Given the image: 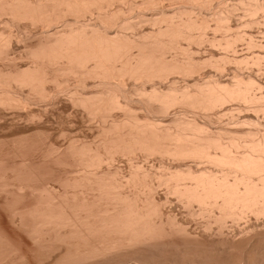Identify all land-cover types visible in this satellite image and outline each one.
<instances>
[{"label":"bare ground","instance_id":"obj_1","mask_svg":"<svg viewBox=\"0 0 264 264\" xmlns=\"http://www.w3.org/2000/svg\"><path fill=\"white\" fill-rule=\"evenodd\" d=\"M0 17V160L69 166L73 189L34 190L28 224L14 208L27 264H264V0H0Z\"/></svg>","mask_w":264,"mask_h":264},{"label":"rangeland","instance_id":"obj_2","mask_svg":"<svg viewBox=\"0 0 264 264\" xmlns=\"http://www.w3.org/2000/svg\"><path fill=\"white\" fill-rule=\"evenodd\" d=\"M2 17H0V19H1ZM6 25L5 24H3V23H1L0 22V30L2 31V30H8V29H6V27H5ZM17 31V28L15 27V32ZM19 31V30H18ZM22 31V29H20V31H19V33ZM112 33H114L113 32V30L111 31ZM35 38V39H34ZM27 39V38H26ZM26 39H25V41L23 42V40H22V43H24L23 45H24V47L26 46V44L27 45H35L36 43H37V37L36 36H31V37H29L28 39H27V43H25L26 42ZM31 40V42H30V40ZM22 43H21V47L19 48V47H17V49L19 50H17L16 49V51H17V54L20 52V51H22V52H20L21 54H24V49H21L22 48ZM32 43V44H31ZM16 53V52H15ZM19 53V54H20ZM20 54V55H21ZM25 58H23V60H19V62H17L18 63V65L19 66H22V67H25V66H27L28 65V60L27 61H25L24 60ZM24 62V63H23ZM16 63V64H17ZM23 63V64H22ZM11 62L9 63V62H7V63H1V66H3V67H5V66H7V68H10V66L13 64H11ZM9 66V67H8ZM12 67H13V65H12ZM6 68V67H5ZM89 89V88H88ZM91 89V88H90ZM89 89V91H92V89L90 90ZM90 134H93V133H88V135H87V137H86V141H91L93 138L92 137H94L93 135H92V137L91 136H89ZM88 136H89V138H88ZM89 139V140H88ZM93 141V140H92ZM91 141V142H92ZM90 143V142H89ZM45 144H42V146H44ZM7 147V148H6ZM9 149V150H8ZM5 150H7V151H10L11 150V148H9V144H3L2 142H0V153H5ZM6 151V152H7ZM120 160L119 161H117L116 162V165H117V163H119L120 164V166L119 167H123L124 169H120V171H122L121 173H120V171L118 172V173H120V174H127V172H125L124 173V171H126L128 168H127V164H126V162L125 161H121L123 158H119ZM5 160V161H4ZM4 160H0L1 161V165H0V178L2 179H0V191L1 190H3V186H5V184H6V186H8V184L10 183V185H9V188H7L6 186V189H4L3 191H1L0 192V219L1 218H3L8 224H9V226H10V230L11 229H13L15 232L14 233H16V231H17V233L18 234H20V235H22L25 239H27L28 241V243L29 244H31V246L29 247L28 246V248L25 246V245H21L20 244V242H17V241H19L15 236H14V234L12 233V230L11 231H9V233L11 232V234H12V236H11V234H10V236H11V238H12V240H14V241H12L11 240V238H10V236H8L5 232H3L2 231V229H0L1 231H0V234H2V235H4V236H7V238L6 237H4L3 239H1L2 238V235H0V239L2 240V241H6L7 242V240L6 239H8V238H10V239H8V240H10V242L7 244L6 242L4 243V242H2L1 240H0V264H27V262L25 261V260H30L31 258L33 259V257H36L37 255V253H39V251L40 250H36V248L37 249H39L38 248V246L35 244V245H32V243L29 241V236L27 235V232H26V227L25 226H21V225H19V224H17V223H15L14 221H12V215H13V213H15L14 212V208H15V211H25L26 209H29V208H33L34 206H36V204H38V202H39V199H41V198H39V194L40 193H42V194H40V195H43V196H46L45 195V192H47V191H49L50 190V192H47V193H52V195H56V199L57 200H60V195L63 193L64 194V189H67L66 191H69V192H73V189L70 187V185L68 186L67 184H65V180L67 179L66 177L68 176V173L66 172V170H69L70 169V167L68 166H66V165H63V164H59V163H22V162H20V161H18V160H15V159H4ZM9 160V161H8ZM11 160V161H10ZM124 160V159H123ZM8 161V163L6 164V162ZM2 163H3V165H2ZM10 163V164H9ZM14 163V164H13ZM22 163V164H21ZM118 164V165H119ZM20 165V166H19ZM36 165V166H35ZM57 165V166H56ZM61 165V166H60ZM4 166L7 168V170H6V168L4 169ZM9 166V167H8ZM22 166V167H21ZM64 166V167H63ZM11 167V168H10ZM18 167V168H17ZM38 167H39V169H38ZM67 167V168H66ZM104 167V166H103ZM126 167V168H125ZM1 168H2V171H1ZM32 168H34V169H32ZM77 168V167H76ZM75 167H72V169H73V172H71V175H73V173L74 172H76V171H74L75 169H76ZM20 169H22V171L20 170ZM27 170V173H26V170ZM38 169V170H37ZM71 169V170H72ZM33 171L34 173H32V175H31V171ZM7 171V172H6ZM18 171H20V172H22L21 174H20V172H18ZM128 171V170H127ZM3 172V173H2ZM44 172V173H43ZM7 173V174H6ZM30 173V174H29ZM3 174V175H2ZM13 176H12V175ZM28 174H29V176H28ZM33 174H35V175H33ZM65 174H66V176H65ZM120 174H118V176H122V175H120ZM7 175V176H6ZM15 175V176H14ZM17 175V176H16ZM18 175H20V176H18ZM23 176H24V178H23ZM30 176L32 177V178H30ZM40 176V177H39ZM3 177V178H2ZM4 177L6 178V180H4ZM18 177H20V178H18ZM12 179V180H11ZM30 179V180H29ZM32 179V180H31ZM34 179V180H33ZM43 179V180H42ZM20 180H22L21 182H19ZM46 180V181H45ZM64 180V181H63ZM4 181V182H3ZM26 181V182H25ZM29 181H31V182H29ZM2 182H3V184H2ZM38 182V183H37ZM18 183V184H17ZM25 183L27 184V185H25ZM30 183V184H29ZM33 183V184H32ZM64 183V184H63ZM38 184V185H37ZM14 185H16V186H14ZM22 185L23 186H25V187H23V188H21L20 189V187H22ZM31 185V186H30ZM49 185V186H48ZM27 186H29V187H27ZM64 186L66 187L67 186V188H64ZM4 187V188H5ZM34 187H36V188H34ZM43 187V188H42ZM45 187V188H44ZM16 188V189H15ZM20 189V191H19V189ZM30 188V189H29ZM70 188L72 189V190H70ZM8 189V190H7ZM14 189V190H13ZM18 189V190H17ZM22 189H24L23 191H22ZM33 189V190H32ZM60 191H59V190ZM37 191V192H35V191ZM43 190H45L44 192H42ZM53 190V191H52ZM56 190V191H55ZM8 191H10V192H8ZM41 191V192H40ZM52 191V192H51ZM35 192V193H34ZM58 194H57V193ZM46 193V194H47ZM56 193V194H55ZM8 194V195H7ZM17 195V196H16ZM48 195V194H47ZM58 195V196H57ZM70 195V194H69ZM14 196V198H12ZM16 197V198H15ZM25 197V198H24ZM41 197V196H40ZM60 197V198H59ZM8 198V199H7ZM10 199V201H8ZM32 199V200H31ZM56 200V201H57ZM17 202H20V203H17ZM30 202V203H29ZM35 202V203H34ZM8 203V204H7ZM18 205V206H17ZM34 205V206H33ZM24 206H25V208H24ZM10 207V208H9ZM18 207V208H17ZM28 207V208H27ZM10 209H12L11 210V212L9 211ZM22 209H24V210H22ZM26 211H28V210H26ZM25 211V212H26ZM8 212H9V215H8ZM24 212V214L25 215H27L26 217L27 218H25V223L26 224H28V223H30L31 222V219H29V218H31V217H29L30 215H29V213L27 214V213H25ZM11 215V216H10ZM24 215V216H25ZM9 216H10V218H9ZM11 219V220H10ZM30 221H29V220ZM29 222H28V221ZM15 225H14V224ZM17 225V226H16ZM21 226V228L19 229V227ZM0 228H1V226H0ZM25 228V229H24ZM19 231H18V230ZM23 231L25 232V233H23ZM5 233V234H4ZM27 236H26V235ZM14 237V238H13ZM6 238V239H5ZM5 239V240H4ZM31 240V239H30ZM16 241V242H15ZM1 242H2V245H4L5 247L4 248H2L1 247ZM14 243V244H13ZM16 243V244H15ZM11 244V245H10ZM34 244V243H33ZM7 245V246H6ZM19 245H21L20 247H19ZM11 246H14L13 248L11 247ZM16 246V247H15ZM34 246H36V247H34ZM9 247H11L12 248V250H15V252H12V250H10V248ZM18 247V248H17ZM22 247H24V248H22ZM27 248V251H33V253H31V255H30V253H28L27 251H26V248ZM9 248V249H8ZM22 248V249H21ZM30 248H31V250H30ZM5 249V251H3ZM7 250V251H6ZM10 250V251H9ZM36 250V251H35ZM34 251L36 252V253H34ZM5 252V253H4ZM10 252V253H9ZM20 254H19V253ZM25 252H27V255H26V253ZM6 253H7V255H6ZM22 253V254H21ZM10 254V255H9ZM25 254V255H24ZM32 254H34V256L32 255ZM6 255V257H4ZM15 256V257H12V256ZM8 256V257H7ZM21 256V257H20ZM29 258H28V257ZM33 256V257H32ZM19 257V258H18ZM4 258H5V260H4ZM14 258V259H13ZM24 258H25V260H24ZM8 259V260H7ZM3 260V261H2ZM15 260V261H14ZM22 260V261H21ZM28 260V261H29ZM6 261V262H5ZM25 261V262H24ZM28 264H29V262H28Z\"/></svg>","mask_w":264,"mask_h":264}]
</instances>
